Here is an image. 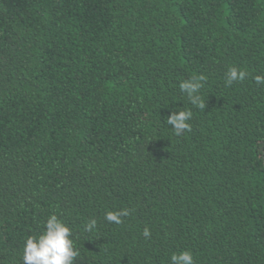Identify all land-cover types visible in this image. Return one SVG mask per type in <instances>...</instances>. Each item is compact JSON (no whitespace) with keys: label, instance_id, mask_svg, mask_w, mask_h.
<instances>
[{"label":"trees","instance_id":"obj_1","mask_svg":"<svg viewBox=\"0 0 264 264\" xmlns=\"http://www.w3.org/2000/svg\"><path fill=\"white\" fill-rule=\"evenodd\" d=\"M232 66L248 75L226 87ZM197 75L204 110L179 87ZM256 75L264 0H0V264L52 214L74 264H264Z\"/></svg>","mask_w":264,"mask_h":264},{"label":"clouds","instance_id":"obj_2","mask_svg":"<svg viewBox=\"0 0 264 264\" xmlns=\"http://www.w3.org/2000/svg\"><path fill=\"white\" fill-rule=\"evenodd\" d=\"M248 73L246 70L236 66L230 67L225 74V86L231 87L233 83H239L246 79ZM206 77L203 75L192 76L180 83V90L187 94L189 102L196 108L204 110L206 102L202 99L200 91ZM257 85L264 84V76L256 75ZM193 117L190 109H179L173 112L167 118V124L173 126L177 136L185 131L191 130L188 121ZM130 214L129 209L108 211L105 219L108 222L121 224L122 218ZM97 228V220H89L84 230L93 232ZM143 235L148 238L151 232L148 228L144 229ZM72 229L56 214L50 215L45 221L44 231L42 233L31 235L27 238L23 249V264H74L80 251L75 247V241L72 238ZM170 264H195L194 255L190 250H184L179 253H173L170 256Z\"/></svg>","mask_w":264,"mask_h":264}]
</instances>
